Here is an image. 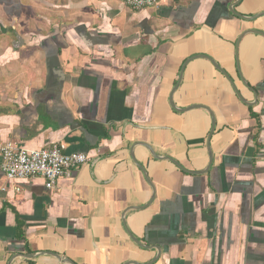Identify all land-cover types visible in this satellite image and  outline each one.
<instances>
[{
  "label": "crops",
  "instance_id": "obj_1",
  "mask_svg": "<svg viewBox=\"0 0 264 264\" xmlns=\"http://www.w3.org/2000/svg\"><path fill=\"white\" fill-rule=\"evenodd\" d=\"M24 2L63 18L0 39V144L89 159L0 169V264H264V0Z\"/></svg>",
  "mask_w": 264,
  "mask_h": 264
},
{
  "label": "built area",
  "instance_id": "obj_2",
  "mask_svg": "<svg viewBox=\"0 0 264 264\" xmlns=\"http://www.w3.org/2000/svg\"><path fill=\"white\" fill-rule=\"evenodd\" d=\"M161 0H120L133 10L156 7ZM83 153H66L62 145L45 149L19 148L13 142L0 144V169L10 181H26L40 178L45 188L52 190L57 180L69 176L70 171L88 161ZM20 192L19 188H15Z\"/></svg>",
  "mask_w": 264,
  "mask_h": 264
},
{
  "label": "rangeland",
  "instance_id": "obj_3",
  "mask_svg": "<svg viewBox=\"0 0 264 264\" xmlns=\"http://www.w3.org/2000/svg\"><path fill=\"white\" fill-rule=\"evenodd\" d=\"M15 1H17L16 4L18 6H16V8L19 10L18 13L15 11L0 12V39L7 40L10 38H18L26 35L27 33L45 36L49 32L54 31L52 27H49L46 17L52 21L62 20L61 18H63H58L56 16L57 13L54 11H51L52 13L39 12L32 14L29 9L26 10L25 6L21 5L20 0ZM22 1L24 2V0ZM5 4L7 6L9 5L8 2ZM43 22L46 24V27H42L44 25ZM37 23L39 24L36 25ZM67 23L72 24V22ZM67 23L66 26L68 27ZM4 44L10 46L9 41H7V43L3 42L2 46H4Z\"/></svg>",
  "mask_w": 264,
  "mask_h": 264
},
{
  "label": "water",
  "instance_id": "obj_4",
  "mask_svg": "<svg viewBox=\"0 0 264 264\" xmlns=\"http://www.w3.org/2000/svg\"><path fill=\"white\" fill-rule=\"evenodd\" d=\"M197 107H203V106H194V108H197ZM205 109V108H204Z\"/></svg>",
  "mask_w": 264,
  "mask_h": 264
}]
</instances>
